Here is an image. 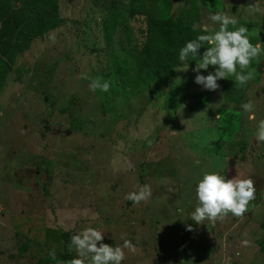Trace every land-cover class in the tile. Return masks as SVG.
<instances>
[{"label": "rangeland", "instance_id": "1", "mask_svg": "<svg viewBox=\"0 0 264 264\" xmlns=\"http://www.w3.org/2000/svg\"><path fill=\"white\" fill-rule=\"evenodd\" d=\"M144 1L59 0L60 25L35 38L8 72L0 91V264H60L68 236L88 226L114 247L122 236L132 241L137 250L125 249L122 264H264V142L255 139L264 119V52L238 103L225 96L224 79L216 90L195 83L206 49L189 57L187 70L171 57L177 64L167 84L103 101L89 84L103 81L111 60L105 31L115 33L113 48L123 43L117 57L128 64L143 39ZM189 3L172 0L171 13ZM250 3L262 11L251 13ZM193 7L198 24L212 25L217 11L235 15L264 48V0H193ZM249 101L255 119L241 107ZM206 172L254 180L256 199L242 218L191 219ZM145 184L148 201L125 199Z\"/></svg>", "mask_w": 264, "mask_h": 264}, {"label": "clouds", "instance_id": "2", "mask_svg": "<svg viewBox=\"0 0 264 264\" xmlns=\"http://www.w3.org/2000/svg\"><path fill=\"white\" fill-rule=\"evenodd\" d=\"M248 10L251 13L261 12L259 4L250 3ZM214 28L207 23H193V31L202 34L195 39L188 41L180 49L179 60L185 70L188 68L189 57L196 59L199 50L203 47L206 50L196 64L198 74L195 83L203 85L205 89L216 90L219 88L218 80L228 79L234 76V83L237 86H244L255 78V71L249 70L252 61L261 56L264 52L261 44H253L249 37V29L245 25H240L235 15L227 11H217L209 16ZM231 26V30H230ZM207 45V47H204ZM209 66H214V73L200 75L201 69L207 70ZM240 71H237V69ZM183 71V70H178ZM80 79H89L86 73L80 74ZM110 88L109 81H101L99 78L93 79L89 84V89L95 92L97 89L107 92ZM246 113H250L249 119H255L254 104L249 101L241 106ZM257 142H264V119L258 122L255 134ZM198 163V162H197ZM133 165L129 164L131 169ZM197 206L191 213V219L197 224H203L205 220L212 222L223 221L231 213L233 216L242 218L249 211L251 202L256 199V187L252 178H232L226 179L218 172H206L203 174L196 186ZM152 196L151 186L148 184L138 186L137 190L129 192L125 199L134 204L148 201ZM188 231H192V226H187ZM70 250H74L75 256L67 262L60 264H122L126 259L125 249L136 252V246L131 240L123 236L122 245L115 247L103 242L104 232L88 226L80 232L71 236ZM250 241H242L243 246H248ZM52 259L56 258L55 251L49 252Z\"/></svg>", "mask_w": 264, "mask_h": 264}, {"label": "trees", "instance_id": "3", "mask_svg": "<svg viewBox=\"0 0 264 264\" xmlns=\"http://www.w3.org/2000/svg\"><path fill=\"white\" fill-rule=\"evenodd\" d=\"M189 1L188 7L176 14L171 13L172 0L141 2L139 12L145 17V31L143 39L134 42L128 64L120 60L122 57H117L119 50L126 52L123 43L120 41L113 48L111 42L115 33L111 29L105 31L106 53L110 54L111 60L103 79L110 82L109 91L97 89L103 101L109 96H137L144 89H149L153 81L164 85L168 83L177 64L175 61L179 58L180 49L202 34L193 31V23H198L199 18L196 8L191 10L193 0ZM60 22L59 0H0V91L17 57L31 46L35 38L55 29ZM107 28L108 25L105 29ZM126 34L129 39L131 33L127 31ZM204 49L202 47L199 53ZM171 57H175L176 64L170 62ZM222 82L225 96L236 103L248 88V83L241 87L231 79H224ZM71 236H68L69 244L66 242L69 247ZM69 252L70 249H67L62 255L63 262L70 261Z\"/></svg>", "mask_w": 264, "mask_h": 264}]
</instances>
